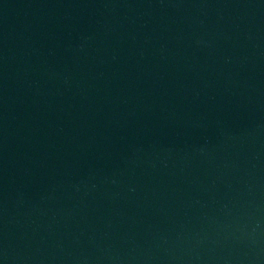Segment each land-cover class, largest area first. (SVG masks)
<instances>
[{
    "label": "water",
    "instance_id": "water-1",
    "mask_svg": "<svg viewBox=\"0 0 264 264\" xmlns=\"http://www.w3.org/2000/svg\"><path fill=\"white\" fill-rule=\"evenodd\" d=\"M0 264H264V0H0Z\"/></svg>",
    "mask_w": 264,
    "mask_h": 264
}]
</instances>
